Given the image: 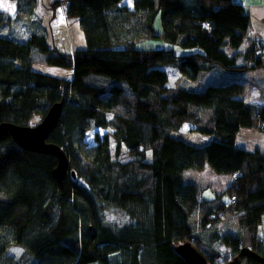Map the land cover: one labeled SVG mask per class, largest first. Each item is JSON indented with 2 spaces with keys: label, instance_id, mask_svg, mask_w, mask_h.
<instances>
[{
  "label": "trees",
  "instance_id": "1",
  "mask_svg": "<svg viewBox=\"0 0 264 264\" xmlns=\"http://www.w3.org/2000/svg\"><path fill=\"white\" fill-rule=\"evenodd\" d=\"M7 1L11 10L0 9V123L29 126L34 115L43 117L61 102L47 142L62 148L74 176L57 181L53 156L0 137V264H186L175 251L184 242L208 264L219 257L205 247L214 242L235 256L248 247L264 257L257 236L264 217V150L235 145L240 128L264 133V107L241 98L243 82L173 90L163 70L171 66L195 80L201 72L264 69V37L254 39L243 56L225 52L236 51L247 35L250 18L241 4L56 0L53 8L64 5L83 33L85 47L70 56L48 46L36 15L38 0ZM159 13L162 38L188 53L137 45L157 36L153 24ZM18 27L24 33L16 36ZM33 63L69 69L71 77L39 73ZM185 124L212 140L195 147L171 135ZM92 127L112 133L95 135V145L85 147ZM110 141L117 153L123 146L128 158L117 153L114 158ZM206 165L235 176L224 191L227 199L219 193L199 197L197 185L183 180L185 171ZM232 214L248 239L214 232L202 245L198 232L227 223Z\"/></svg>",
  "mask_w": 264,
  "mask_h": 264
},
{
  "label": "rangeland",
  "instance_id": "2",
  "mask_svg": "<svg viewBox=\"0 0 264 264\" xmlns=\"http://www.w3.org/2000/svg\"><path fill=\"white\" fill-rule=\"evenodd\" d=\"M60 1L61 0H57ZM234 3L241 4L245 13L250 18V25L247 31V35L236 51L227 47L225 52L230 53H244L248 46L254 39L264 37V0H232ZM58 2V3H60ZM56 4V0H38L36 15L41 19L42 26L47 31V44L50 48H55L59 52L67 53L72 56L73 51L85 47L83 33L78 25L77 19H72L66 16L64 5L61 3L59 6L53 8ZM0 9L11 10L10 3L7 0H0ZM153 29L156 37L146 38L137 43L141 48L173 50L176 55L185 54L189 51H184L177 45L166 42L161 36V20L160 13L156 15ZM16 36L19 33H24V30L20 27L14 32ZM18 33V34H17ZM21 35V34H20ZM31 68L42 74L60 77L63 79H70L71 71L69 69L58 68L43 63H33ZM163 70L166 71L168 82L167 87L175 90L176 88H186L195 91H202L208 84H223L231 81H240L245 85V90L241 95V98L252 106L264 107V69L251 70L245 74L223 72L219 70L201 72L195 80H187L181 77L177 68L171 66H163ZM42 117L34 115L31 118V124L35 125L41 121ZM192 125H182L178 132H172L171 135L176 138H180L186 143L200 147L208 144L212 140V136L208 134H202L194 130ZM112 133L108 129L92 127L88 130L83 139L85 147H92L95 145L94 136L98 135L102 138L104 135ZM235 145L248 151L259 149L264 150V133L251 130L248 128H240L236 134ZM114 142L110 141V154L115 158L114 154L117 152L114 149ZM116 157L126 159L127 152L122 146ZM69 174V173H68ZM235 176L233 174H218L213 169L206 165L201 171L187 170L183 174V180L185 182L192 181L199 188V197L204 199H211L216 194H221L220 198L227 199V194L224 192L231 182H233ZM217 190V191H216ZM228 222L212 224L207 226L206 233L198 232L199 240L202 241V245H205L212 239V234H224L226 232H232L236 236L243 240L248 239L249 235L243 231L242 227L238 223L236 215L232 214L228 216ZM257 236L263 242L264 247V217L261 224L257 228ZM209 239V240H208ZM248 243V241H247ZM242 243V246L247 244ZM206 248L214 249L219 255L215 264H224L226 261H230L235 256L232 254L230 248L223 246L218 242H214L212 246L210 244L205 245ZM18 251L12 250V255L16 256ZM244 264V263H241Z\"/></svg>",
  "mask_w": 264,
  "mask_h": 264
},
{
  "label": "water",
  "instance_id": "3",
  "mask_svg": "<svg viewBox=\"0 0 264 264\" xmlns=\"http://www.w3.org/2000/svg\"><path fill=\"white\" fill-rule=\"evenodd\" d=\"M62 112V103L52 104L41 121L33 126H21L9 122L0 123V137L9 135L12 141L21 149L29 152L51 155L56 159L52 169V176L57 181H62L67 173L74 176L69 170V160L65 152L58 145L47 142V139L56 126ZM186 264H208L206 258L190 243L184 242L175 247ZM253 259L259 264H264V257L257 255L248 247L240 248L238 254L224 264H241V258Z\"/></svg>",
  "mask_w": 264,
  "mask_h": 264
},
{
  "label": "clouds",
  "instance_id": "4",
  "mask_svg": "<svg viewBox=\"0 0 264 264\" xmlns=\"http://www.w3.org/2000/svg\"><path fill=\"white\" fill-rule=\"evenodd\" d=\"M30 126H33V124H31Z\"/></svg>",
  "mask_w": 264,
  "mask_h": 264
},
{
  "label": "crops",
  "instance_id": "5",
  "mask_svg": "<svg viewBox=\"0 0 264 264\" xmlns=\"http://www.w3.org/2000/svg\"><path fill=\"white\" fill-rule=\"evenodd\" d=\"M78 21V20H77ZM217 191V190H216ZM217 194V192H215Z\"/></svg>",
  "mask_w": 264,
  "mask_h": 264
},
{
  "label": "bare ground",
  "instance_id": "6",
  "mask_svg": "<svg viewBox=\"0 0 264 264\" xmlns=\"http://www.w3.org/2000/svg\"><path fill=\"white\" fill-rule=\"evenodd\" d=\"M6 136V135H5ZM9 136V135H8ZM10 137V136H9ZM11 138V137H10Z\"/></svg>",
  "mask_w": 264,
  "mask_h": 264
}]
</instances>
